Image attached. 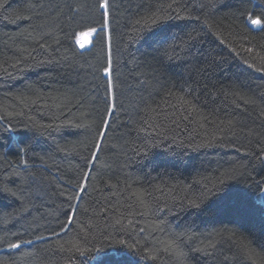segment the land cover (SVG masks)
Listing matches in <instances>:
<instances>
[{
	"label": "trees",
	"instance_id": "obj_1",
	"mask_svg": "<svg viewBox=\"0 0 264 264\" xmlns=\"http://www.w3.org/2000/svg\"><path fill=\"white\" fill-rule=\"evenodd\" d=\"M77 3L86 6L81 15L96 20L93 0H0V239L32 241L19 250L0 245V264H69V257L71 264H264V73L245 64L264 65L256 55L264 56V31L245 20L249 10H264V0H180V15L189 18L152 30L135 21L171 0H110V46L101 33L84 50L68 34V6ZM29 52L35 59L25 62ZM109 59L116 108L90 165L95 125H76L105 115ZM183 100L190 104L181 108ZM170 105L181 113L177 123L158 114L171 115ZM146 108L157 110L155 129L144 122ZM229 120L239 122L237 135L222 139L214 129ZM5 121L18 130L4 131ZM25 123L61 127L40 136L24 131ZM33 135L25 167L18 142ZM156 140L164 150L140 160L137 150ZM90 168L82 199L68 201ZM234 168L236 179H227ZM220 180L225 192L207 196ZM202 193L203 203L191 206ZM141 200L149 214L130 215L144 211ZM69 203L78 205L76 221L62 232ZM175 236L182 256L164 250ZM69 241L91 251L69 252Z\"/></svg>",
	"mask_w": 264,
	"mask_h": 264
},
{
	"label": "snow or ice",
	"instance_id": "obj_2",
	"mask_svg": "<svg viewBox=\"0 0 264 264\" xmlns=\"http://www.w3.org/2000/svg\"><path fill=\"white\" fill-rule=\"evenodd\" d=\"M3 4H0V7H3ZM86 7L85 5H81L77 3L76 7H72L71 5L68 6L69 13L71 15L68 17V23L70 27V32L68 33L72 40L74 41L75 46H77L80 50H84L94 44L95 38L99 37L101 33H105L107 35V43L111 44V25H112V17L113 13L111 11V4L110 0H93V3L91 5L90 11H93L96 14V20L92 21L88 17H85L81 15L82 8ZM182 11H186V6L182 5L180 3V0H171V3H168L167 5H161L160 7L156 8L155 10H151V14L148 15L146 18L142 17L141 19H137L135 21L136 25H143L147 29H155L156 27L160 25H165L169 21L172 20H180V19H187L189 17L181 16L180 13ZM244 14L241 13V16ZM246 23L251 25L253 28L259 29L261 31H264V10L260 11L259 14H257L255 11L249 10L248 15L245 17ZM96 23L100 24V27H96ZM135 30V29H134ZM220 39V37H217ZM101 39H104L101 37ZM220 43L224 44L225 40L220 39ZM40 48H44V44L39 45ZM248 53H253L254 48L248 47L245 49ZM35 51V49H33ZM234 51V49H233ZM259 56L261 60H264V56H261L260 53L256 54ZM35 59V57L32 55L31 52L28 53V55L24 58L25 62L29 59ZM245 64L248 68L254 69L256 72L264 73V65L257 66L255 63H248L245 61ZM15 67V65H13ZM103 76L107 79V87L106 92L108 94V101L105 108V115L101 117L99 122L93 121L91 125H76V127H92L95 125V142L92 145L91 148H89V157L85 159V162L90 165H94L95 162L99 158V152L102 149L103 142L105 138L107 137L108 131L111 127L112 121L110 120L111 114L115 111L116 108V97H115V84L111 77L112 72V61L109 59L107 66L103 67ZM189 93L192 91L191 89L188 90ZM35 103V101H33ZM245 103H254V100L252 98H248L245 100ZM190 101L183 100V103L180 105L181 108H184V106L189 105ZM170 107L173 108V112L171 115H168L163 110H161L158 114L163 116V120L167 121L169 119H172L173 123H177L176 119H173V117L179 118L181 116V113L176 112L175 106L170 105ZM195 107L194 105L192 106ZM146 115L144 117V122L149 125V127H152L153 129L156 128V125L150 122V117L153 112H156L155 109H148L146 108ZM12 115V114H9ZM16 115H23V113H16ZM191 111L189 110L186 114H182V119L185 121L191 120ZM4 124L6 127L3 128L4 131H7L9 133H14L18 129L16 128L15 124H13L11 121H5ZM2 126V125H0ZM239 126V122L233 123L232 120L227 121V123L223 127H217L214 129V131L219 132L221 134L222 139H228L229 135L236 136L237 135V127ZM61 125H56L52 123L48 124H35V123H25L23 125V130L27 132H38L40 136L45 135V130L53 129V128H59ZM163 129L164 124L161 123L160 125V131L157 132V136L163 135ZM243 131V128L240 129ZM25 139L19 140L18 142V148L19 153L22 158V162L24 163V166L27 167L26 161L23 160L24 157H26L29 152L34 151L33 148V142L35 140V135L31 139H27V142L25 143ZM164 140H167L168 137L166 135L163 136ZM218 137L213 136V141L217 140ZM177 147H182L183 142H180L179 144H176ZM199 145H197L198 147ZM161 149L164 150V143L162 140H156L152 143L146 144L144 147L137 150V156L140 158V160L147 163L149 160L153 158V149ZM238 150V149H237ZM92 168H90L88 171H85L83 173V176L81 178V181L75 186L78 191H76L74 194H69L67 196L68 201H71L73 199H82V195L84 192L87 191L88 188V181L91 178L92 175ZM242 175V173H240ZM227 179L229 180H235L237 176V170L234 168L230 172H226L223 174ZM221 187H215V191L209 190L207 192V196L216 197L220 194H223L225 192V189L228 187V185L225 184V180H220ZM259 183H264V181H260ZM247 187H250V185H247ZM10 191V190H9ZM13 196H16L15 192L11 193ZM205 199V194H201L198 197L189 199V204L193 207H199V204L197 201H200V203H203ZM140 206L144 209L142 213L135 212V213H129L136 214V215H142L147 216L149 212L151 211L149 204L145 203L143 200L140 202ZM131 207V205H129ZM69 208L71 209L70 213H65L66 216V224H61L60 230L62 232H66L69 227L73 225V223L76 221V215L78 211V205L73 206L71 203H69ZM107 209L101 208V211H106ZM158 211H163V209H158ZM131 223V221H129ZM115 224L120 225L121 229H123L125 226L122 224L121 220L119 218L115 219ZM149 228H151L153 231L158 229L160 226L159 224H149ZM145 229L141 228L140 232H144ZM54 235H59L58 232H54ZM179 236H175L172 239H169L167 241H164V250L170 253H174L177 256H182L183 253L179 250V244H177V240H179ZM39 239V238H38ZM32 241H22L21 243H17L14 240L10 238H3L0 239V245H7V249L9 251L11 250H19L22 247V244H30ZM71 247L67 249L69 252H72L73 250L75 252H78L81 256L85 254L86 251H91V249H86L81 247L78 243L71 242ZM121 245L124 244V241H119ZM61 248H63V245H61ZM127 248L129 250H132L134 248V245L129 244L127 245ZM101 249H96V252L99 253ZM112 255H117V253H113ZM69 264H71V257H69Z\"/></svg>",
	"mask_w": 264,
	"mask_h": 264
}]
</instances>
